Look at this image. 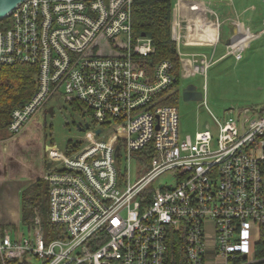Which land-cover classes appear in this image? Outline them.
Segmentation results:
<instances>
[{"label": "built area", "instance_id": "obj_1", "mask_svg": "<svg viewBox=\"0 0 264 264\" xmlns=\"http://www.w3.org/2000/svg\"><path fill=\"white\" fill-rule=\"evenodd\" d=\"M133 1L23 0L0 19V69H36V89L12 109L0 143L21 136L40 110L61 99L91 117L84 146L70 153L44 146L50 166L41 177L58 236L44 241L39 216L31 238L0 223L1 264H169L171 236L179 233L184 264L264 260L255 255L264 230V105L215 119L216 134L206 127L180 137L176 106L162 103L171 65L146 69L154 47L132 32ZM217 3L224 9L231 0H172L170 37L182 77L200 73L194 56L204 68L213 61ZM201 10L217 29L216 41L206 43L208 57L179 48L197 28L189 16ZM227 21L234 32L222 56L240 60L245 21L235 14ZM123 159L126 167L136 163L134 182L127 168L122 173ZM160 176L172 183L155 185Z\"/></svg>", "mask_w": 264, "mask_h": 264}, {"label": "trees", "instance_id": "obj_2", "mask_svg": "<svg viewBox=\"0 0 264 264\" xmlns=\"http://www.w3.org/2000/svg\"><path fill=\"white\" fill-rule=\"evenodd\" d=\"M172 7V0H134L131 26L135 36L145 33L154 47V52L144 60L147 70H152L161 61L170 63L172 83L163 91L162 103L175 105L180 95V60L176 44L170 37ZM35 74L36 69L25 64L0 69V134L4 133L12 109L23 105L34 93ZM72 105H75L77 110L82 108L76 102ZM44 113L47 112L44 110ZM42 128L38 121L34 120L21 136L7 143L5 151L0 148V186L2 183L11 182L8 187L10 192L4 189L0 192V223L10 228L18 223L28 226L32 224L35 216H39L44 241L48 242L58 236L60 228L50 222L49 185L41 177L47 163L44 153L45 134ZM80 146V142L67 141L64 150L70 153ZM29 150L37 153L38 174H35L36 171L32 170L30 163L25 159ZM22 181H27V184L18 188L17 183ZM168 253L169 264H184L185 251L181 233L172 234ZM255 255L264 257V230L255 248ZM7 264L19 263L9 261ZM252 264H264V260Z\"/></svg>", "mask_w": 264, "mask_h": 264}, {"label": "rangeland", "instance_id": "obj_3", "mask_svg": "<svg viewBox=\"0 0 264 264\" xmlns=\"http://www.w3.org/2000/svg\"><path fill=\"white\" fill-rule=\"evenodd\" d=\"M246 0H231L235 7ZM241 6V5H240ZM264 6V4H263ZM216 12L220 21L218 43L215 47L212 63L204 68L201 62V57L191 58L193 61L200 62V73L193 76L179 78V91L192 84L202 94L200 101H184L181 94L176 100L175 106L178 111V131L179 136L193 135L196 131L209 128L213 133H217L215 119L223 122L228 118H236L238 113L246 108H259L264 105V34L252 40L246 48L244 58L236 61L233 56H224L225 44L230 38L231 25L225 20L226 16H230L229 8L212 7ZM225 12H227L225 14ZM260 13V14H259ZM250 15V16H248ZM234 16V15H233ZM233 16H231L233 18ZM253 17L250 20L254 25L264 20V11L257 7L256 11L245 14V17ZM210 33L215 36V25L206 22ZM245 24L247 22L245 21ZM261 29L264 25L260 22ZM254 28V27H252ZM180 51L185 54L203 53L210 55L211 47H190L180 44ZM52 104L48 103L46 112L40 110L34 117L36 121L43 127L42 132L45 134L44 144L55 145L59 151H64L67 141L80 142L81 146L85 145L84 132L79 131L77 126H83L84 123H91V117L84 111L75 109L70 103L60 100V108L54 107L52 113H48L49 107ZM23 140L22 138H20ZM12 140V139H10ZM9 140V141H10ZM8 141V142H9ZM8 142L0 143L2 151L6 150ZM6 145V146H5ZM25 159L28 160L35 174H38V161L36 151L29 150ZM24 154V155H26ZM122 173L127 168L129 179L134 182L136 179L137 169L135 161H131L126 167V162L123 159L120 162ZM172 183V179L160 176L154 184L162 186L163 183ZM18 188L27 184V181L17 183ZM6 226V225H5ZM9 227V226H7ZM10 228V227H9ZM20 228L22 234L26 238L32 237V229L30 225H22L18 223L10 228L12 234Z\"/></svg>", "mask_w": 264, "mask_h": 264}, {"label": "crops", "instance_id": "obj_4", "mask_svg": "<svg viewBox=\"0 0 264 264\" xmlns=\"http://www.w3.org/2000/svg\"><path fill=\"white\" fill-rule=\"evenodd\" d=\"M263 4H264V0H246L242 4L239 3L236 7H235L234 3L233 4L231 3V5H229L228 7H225V8H229L231 10V13H232L230 16L229 15L226 16L225 20H227V18H229L235 14V15L240 16L243 21L247 22V24L243 23V27H242V35L246 39V43H245L244 48H243V53L245 52L246 48L249 46V44L252 40L259 37L261 34H264V28L261 29V27H260V22L262 25H264V20H261L259 23L254 25L253 23H251L252 20H250L251 18L253 19V17L249 18L248 16H250V15L245 17V14L250 13L252 11H256L257 7L262 8V10L264 11ZM217 7H220V3L216 4V8ZM226 13L227 12H225V14ZM200 17L202 18L203 29L197 25V28H198V32H197L196 29L193 30V28L190 27V30L188 31V33L191 31V33L194 35H192L191 38H189L188 33H187L186 46H190V47H211V46L207 45L206 43H208V41L211 42L212 40H214L216 38L217 29L215 32V36H213V34L210 33L209 28L207 27V24H206V21L204 20L203 15H199V17L196 19V24L199 21ZM207 18L211 19L213 17L208 16ZM204 21H205V28L206 29H204ZM192 23L193 22L191 20H189V24H192ZM231 27H232V25H231ZM252 27H254V28H252ZM233 32H234V29L232 27L230 34L232 35ZM243 53H242V58L240 60H242L244 58ZM190 54H192V53H190ZM205 55L207 56V54H205ZM195 57H201V56H194L193 58H195ZM222 57H224V56L220 55L219 58H222ZM189 58H191V57H189ZM201 59H202L201 62L203 63V66H204V59L202 57H201ZM188 60L189 59H185V63L189 62ZM192 61H193V59H192ZM236 61H239V60H236ZM193 62L197 63L198 65L200 64V62H198L197 60L196 61L194 60ZM199 67H200V65H199ZM200 72H201V70H200ZM36 155H37V153H36ZM37 161H38V158H37ZM9 183H11V182L2 183V185L0 186V192H1V189L2 190L4 189L5 191L10 192V190H9L10 188H8Z\"/></svg>", "mask_w": 264, "mask_h": 264}, {"label": "water", "instance_id": "obj_5", "mask_svg": "<svg viewBox=\"0 0 264 264\" xmlns=\"http://www.w3.org/2000/svg\"><path fill=\"white\" fill-rule=\"evenodd\" d=\"M23 0H0V19L9 15V13L14 9V7L22 2ZM145 33H141V36H144ZM181 98L184 101H200L202 99V94L196 89V87L192 84L185 86L181 90ZM57 100V99H56ZM57 108H60V104L58 103ZM53 107H49L48 113H52ZM87 127V123L84 126H77L79 131H83ZM100 130L97 129L96 133H99ZM50 162L46 163V168H49Z\"/></svg>", "mask_w": 264, "mask_h": 264}, {"label": "bare ground", "instance_id": "obj_6", "mask_svg": "<svg viewBox=\"0 0 264 264\" xmlns=\"http://www.w3.org/2000/svg\"><path fill=\"white\" fill-rule=\"evenodd\" d=\"M199 15H203V10H201V11L195 13V14H192L191 16H189V19H192V21L196 23V19L199 17ZM197 25L203 29V23H202V18L201 17L199 18V21L197 22ZM215 27H216V25H215ZM204 29H206L205 28V21H204ZM196 31L198 32V28H196ZM192 35H194V34H192L191 31H190L188 33V37L191 38ZM215 41H216V38L214 40H212L211 42L208 41V43H214Z\"/></svg>", "mask_w": 264, "mask_h": 264}, {"label": "flooded vegetation", "instance_id": "obj_7", "mask_svg": "<svg viewBox=\"0 0 264 264\" xmlns=\"http://www.w3.org/2000/svg\"><path fill=\"white\" fill-rule=\"evenodd\" d=\"M58 103L60 104V100L58 101ZM58 103L54 104L52 107H57Z\"/></svg>", "mask_w": 264, "mask_h": 264}]
</instances>
